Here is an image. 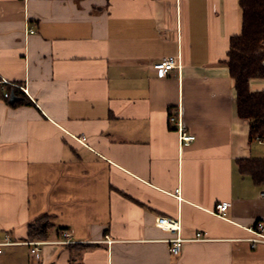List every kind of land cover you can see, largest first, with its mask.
<instances>
[{
    "label": "crops",
    "instance_id": "0c3cea01",
    "mask_svg": "<svg viewBox=\"0 0 264 264\" xmlns=\"http://www.w3.org/2000/svg\"><path fill=\"white\" fill-rule=\"evenodd\" d=\"M241 29L239 0H0V264H264V180L240 169L264 139L222 63Z\"/></svg>",
    "mask_w": 264,
    "mask_h": 264
},
{
    "label": "trees",
    "instance_id": "16d2710c",
    "mask_svg": "<svg viewBox=\"0 0 264 264\" xmlns=\"http://www.w3.org/2000/svg\"><path fill=\"white\" fill-rule=\"evenodd\" d=\"M239 7L242 11L241 33L230 39L227 60L222 63L229 68L234 80L238 116L249 123L250 139L263 141L264 91L252 92L249 83L252 79L264 78V0H239ZM240 169L251 174L256 182L264 180V161H243ZM51 224L49 216L31 223L29 239H44Z\"/></svg>",
    "mask_w": 264,
    "mask_h": 264
},
{
    "label": "built area",
    "instance_id": "2783aa9c",
    "mask_svg": "<svg viewBox=\"0 0 264 264\" xmlns=\"http://www.w3.org/2000/svg\"><path fill=\"white\" fill-rule=\"evenodd\" d=\"M176 58L175 57H166L162 58L161 60L155 62L153 64V69L158 73V76L160 78H165L169 75L170 72H172L176 67ZM5 97H8V93L4 94ZM171 121L178 124V130H179V138L182 144L189 145L191 142L195 140V136L190 135L185 132V129L182 126V123L180 119H177L176 117H171ZM78 141H80L82 144H86L87 138L86 136L82 135L79 138H76ZM261 196L264 197V191L261 193ZM230 203L228 202H219L216 206L215 213L218 214L221 217H226L228 215L229 209H230ZM158 226L165 228L166 230H169L170 232H177L179 231V223L175 220H170L165 217H161L158 219L157 222ZM251 232L253 233V237L250 239V242L252 243V247H256L258 243H264V225L262 223H258L257 226H254L250 228ZM64 239L66 240L65 243L71 242V234L66 232L63 234ZM197 238L202 239V235L199 233L197 235ZM184 239L177 236L176 238L171 240V253L174 256H178L181 253ZM42 242L34 243L36 247H34L31 252L33 254H37L39 252V248H37L38 245H41ZM9 239L6 240L4 243H0V253H2V248L6 245H11Z\"/></svg>",
    "mask_w": 264,
    "mask_h": 264
},
{
    "label": "bare ground",
    "instance_id": "6f19581e",
    "mask_svg": "<svg viewBox=\"0 0 264 264\" xmlns=\"http://www.w3.org/2000/svg\"><path fill=\"white\" fill-rule=\"evenodd\" d=\"M171 117H176L177 119H179V117L178 116H171ZM180 139V138H179ZM258 141H260V142H262V140L261 139H257ZM182 143V142H181Z\"/></svg>",
    "mask_w": 264,
    "mask_h": 264
}]
</instances>
